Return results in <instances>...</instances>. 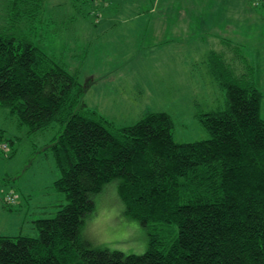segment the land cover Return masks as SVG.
<instances>
[{"label":"trees","instance_id":"trees-1","mask_svg":"<svg viewBox=\"0 0 264 264\" xmlns=\"http://www.w3.org/2000/svg\"><path fill=\"white\" fill-rule=\"evenodd\" d=\"M46 1L9 0L0 107L29 133L62 127L48 147L61 172L55 188L68 203L56 217L34 221L38 237L0 236V264H264V119L252 67L242 61L231 70L240 57L229 41L230 59L210 53L211 74L226 91L225 110L199 115L210 139L177 143L166 112L117 128L87 108L77 73L22 27ZM114 181L124 214L146 230L142 255L82 238L94 196Z\"/></svg>","mask_w":264,"mask_h":264},{"label":"rangeland","instance_id":"rangeland-1","mask_svg":"<svg viewBox=\"0 0 264 264\" xmlns=\"http://www.w3.org/2000/svg\"><path fill=\"white\" fill-rule=\"evenodd\" d=\"M8 7L0 0L1 30ZM41 11L32 25L21 23L29 39L77 73L87 108L117 128L166 112L177 143L210 139L199 115L226 109V91L208 59L212 52L231 58L224 41L240 57L231 70L242 61L252 67L264 119V6L255 0H47ZM61 129L29 133L0 107V236L38 237L34 221L56 217L68 203L55 188L61 172L48 147ZM118 186L114 181L94 196L82 238L142 255L146 230L124 214Z\"/></svg>","mask_w":264,"mask_h":264},{"label":"built area","instance_id":"built-area-1","mask_svg":"<svg viewBox=\"0 0 264 264\" xmlns=\"http://www.w3.org/2000/svg\"><path fill=\"white\" fill-rule=\"evenodd\" d=\"M256 4L264 6V0H255ZM6 146V144H5Z\"/></svg>","mask_w":264,"mask_h":264},{"label":"crops","instance_id":"crops-1","mask_svg":"<svg viewBox=\"0 0 264 264\" xmlns=\"http://www.w3.org/2000/svg\"><path fill=\"white\" fill-rule=\"evenodd\" d=\"M112 1H115L116 2V0H112Z\"/></svg>","mask_w":264,"mask_h":264}]
</instances>
